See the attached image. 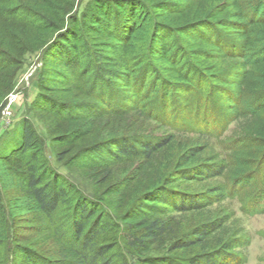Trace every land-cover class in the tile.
Masks as SVG:
<instances>
[{
	"label": "trees",
	"instance_id": "trees-1",
	"mask_svg": "<svg viewBox=\"0 0 264 264\" xmlns=\"http://www.w3.org/2000/svg\"><path fill=\"white\" fill-rule=\"evenodd\" d=\"M257 14L246 0H0V120L26 56L40 51L45 67L36 80L32 113L41 114L58 160L85 169L91 183L89 191L81 189L77 178L52 168L44 132L32 116L18 121L7 140L8 153L0 151V159L12 160L18 153L22 189L48 219L56 251L51 257L17 245L16 254L28 264H242L247 235L218 237L227 219L204 216V210L226 198L225 192L192 193L172 186L223 175V160L204 157L205 146L174 134L87 137L100 117L125 116L158 87L163 92L155 103H163L172 91H199L204 81L231 108L232 113H221V121L251 118L244 132L264 141V107L250 117L238 106L247 95L264 92V15ZM88 28H104L116 38L118 54L104 55ZM187 35L207 47H188ZM158 59L172 63L176 79L158 67ZM205 59L243 60L226 74L218 63L200 67ZM55 62L71 74L50 67ZM71 78H78L83 89L73 90ZM57 91L67 99L54 95ZM160 157L162 175L144 188L136 184L116 193L134 178L110 183L114 165ZM108 183L102 195L99 188ZM112 192L121 200L128 196L129 204L120 209L121 202L115 205L108 197ZM171 211L198 213L202 219L190 230L176 231ZM8 227L12 240L14 229ZM166 236L167 252L158 253L156 243Z\"/></svg>",
	"mask_w": 264,
	"mask_h": 264
},
{
	"label": "rangeland",
	"instance_id": "rangeland-1",
	"mask_svg": "<svg viewBox=\"0 0 264 264\" xmlns=\"http://www.w3.org/2000/svg\"><path fill=\"white\" fill-rule=\"evenodd\" d=\"M246 2L251 3V7L258 10L259 17L264 15V0H246ZM84 5L82 4V7H85ZM74 12L70 14L74 16ZM224 15V13L220 14L218 17L222 18ZM88 29L90 30V28ZM221 31L226 33L228 30ZM89 33L96 39L97 47L104 55L115 56L118 54L117 49L113 46L117 45L116 38L107 35L104 28L101 29V32L90 30ZM184 38L188 47H207L202 40L188 35ZM107 43H110L111 46ZM242 60L225 59L215 62L205 59L199 65L202 67L203 64L218 63L219 68L225 70L224 73L231 74L233 73L232 67ZM250 61L253 60L250 59ZM157 64L161 70L167 69V72L170 73L169 78L176 79L172 63L158 59ZM44 67L45 63L40 51L26 56L17 77L16 87L7 96V99L11 98L13 102L11 113L3 114L0 120V151L3 155L8 153L9 141L7 142V140L12 137L11 133L14 132L15 125L22 118L32 116L39 132L45 134L44 142L48 164L64 175L74 176L77 178L80 188H88L89 191L91 183L85 174L86 170L69 167L67 160H58L51 136L46 130L45 124L39 120L41 114L39 112L32 113L33 103L39 93L36 80ZM50 67L67 74L72 72L57 62L51 63ZM71 80L74 84L73 90H76L77 87L83 89V83L81 86V81L78 78L75 80L71 78ZM122 87V84L118 86L120 91L123 89ZM201 87L199 91L189 93L172 91L170 97L163 103L159 101L155 103V100H159L163 92L158 87L148 101L138 105L136 109L129 110L125 116L105 114L100 117L95 124L93 134L87 137V141L105 139L112 134L141 136L174 134L182 141H198L200 145L206 147L202 152L204 157L214 158L218 161L223 160L227 166L226 172L221 176L193 182H178L172 186L192 193L221 188L225 192L226 198L204 210V216L227 219L225 227L217 233L218 237H229L237 233L238 235H247L250 242L240 250L245 254L242 264H264V141L244 132L251 118H241L233 122H228L230 120L221 121V113H232L228 102L222 101L219 93L213 91L212 94L210 92L213 87H210L209 82L203 81ZM54 95L66 99L68 97L64 96L61 91L55 92ZM262 102H264V92L257 96L247 95L246 99L239 102L238 106L239 109L246 110L247 115L251 117L264 107L262 106L264 103L261 105ZM150 105L154 106L153 109ZM5 136H7L6 139ZM17 154H12L16 156L12 160L0 159V264H28L23 256L16 254L17 245L39 249L43 254L51 257H54L56 251L48 219L38 211L36 205L22 189L18 176L20 164ZM162 160H164L163 157L157 158L152 163H148L146 160L122 161L114 165L110 183L120 185L124 178L133 177L132 184L126 190L121 188L116 193L125 194L132 185L136 184L140 185L138 188L142 185L144 188L155 175L163 174V170L160 168ZM126 170H128L127 173ZM106 185L99 188L102 195L107 190L109 183ZM116 193L112 192L108 197L116 202L115 205L121 202L120 209L124 205L127 206L130 202L129 197L125 195L121 200L116 196ZM168 217L172 220V228L176 231L190 230L202 219L198 213L189 211H171L168 213ZM9 225H12L14 229L12 240L9 237ZM163 241H166V244ZM163 241L156 243L155 251L158 253L167 252L165 247L168 243V236Z\"/></svg>",
	"mask_w": 264,
	"mask_h": 264
},
{
	"label": "built area",
	"instance_id": "built-area-1",
	"mask_svg": "<svg viewBox=\"0 0 264 264\" xmlns=\"http://www.w3.org/2000/svg\"><path fill=\"white\" fill-rule=\"evenodd\" d=\"M9 100V101H8ZM13 102H12V99L10 98H8L7 99V104H6V106H5V108H4V110H3V114H6V113H8V114H10L11 113V104H12Z\"/></svg>",
	"mask_w": 264,
	"mask_h": 264
}]
</instances>
